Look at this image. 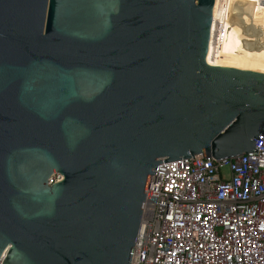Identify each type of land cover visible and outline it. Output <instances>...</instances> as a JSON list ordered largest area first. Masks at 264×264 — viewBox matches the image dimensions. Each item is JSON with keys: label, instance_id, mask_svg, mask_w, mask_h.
Listing matches in <instances>:
<instances>
[{"label": "water", "instance_id": "1", "mask_svg": "<svg viewBox=\"0 0 264 264\" xmlns=\"http://www.w3.org/2000/svg\"><path fill=\"white\" fill-rule=\"evenodd\" d=\"M216 1L0 0V264H131L162 161L255 152L264 70L208 62Z\"/></svg>", "mask_w": 264, "mask_h": 264}, {"label": "built area", "instance_id": "2", "mask_svg": "<svg viewBox=\"0 0 264 264\" xmlns=\"http://www.w3.org/2000/svg\"><path fill=\"white\" fill-rule=\"evenodd\" d=\"M256 150L154 170L131 264H264V136ZM61 180L55 173L49 185Z\"/></svg>", "mask_w": 264, "mask_h": 264}, {"label": "bare ground", "instance_id": "3", "mask_svg": "<svg viewBox=\"0 0 264 264\" xmlns=\"http://www.w3.org/2000/svg\"><path fill=\"white\" fill-rule=\"evenodd\" d=\"M264 29V0H217L208 62L264 70L254 40Z\"/></svg>", "mask_w": 264, "mask_h": 264}]
</instances>
